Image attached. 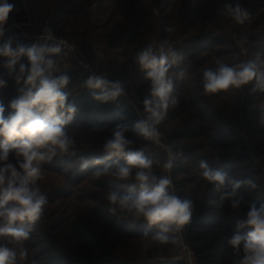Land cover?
<instances>
[{
    "label": "trees",
    "instance_id": "obj_1",
    "mask_svg": "<svg viewBox=\"0 0 264 264\" xmlns=\"http://www.w3.org/2000/svg\"><path fill=\"white\" fill-rule=\"evenodd\" d=\"M40 1L30 0V12L38 21L32 31L43 35L47 27L54 39L72 41L71 36L76 33L73 20L81 18L86 34L78 45L84 53L91 54L92 37L88 35L91 32L97 42L110 49L125 43V54L130 55L122 69L125 77L134 71L135 53L153 36L157 35L159 42H169L175 34L182 39L173 47L179 58L170 69L177 104L169 108L168 118L159 131L166 145L177 154L171 178L178 195L193 204V214L186 225L187 240L198 263L233 264L239 257L233 255L227 240L237 231V221L245 217L249 204H264V123H261L264 92L256 89L252 81L239 89L205 95L202 72L215 67L217 60L229 64L242 61L234 40L236 34L247 35L246 60L264 54V0H101L96 19L89 10L95 0H50L47 7ZM9 2L17 10L10 14L6 27L28 22L25 1ZM236 2L250 13L243 25L222 15L225 4ZM155 10L159 11L158 16ZM168 27L173 31H165ZM9 38L29 46L33 44L24 40L20 30L13 29L4 32L0 45ZM20 63H27V58L18 61L17 70ZM184 68L188 77L180 80L177 75ZM59 74L70 77L65 91L70 93L69 102L78 109L67 126L77 141L75 154L58 155L43 165L45 171L39 185L48 197V204L43 218L24 242L27 257L21 260L18 256L17 264L33 261L36 264H183L173 261L177 256L175 243L151 242L143 235L154 230L145 220L109 211L108 191L124 192L133 181L92 175L97 167H102L93 160L103 155V143L118 124L127 125L125 135L133 140V149L146 147L145 155L154 160L153 171L158 176L164 174L161 165L166 152L158 153L151 141L136 133L134 125L142 118L123 96L107 103L97 101L92 90L84 86L86 74L81 71ZM0 78L7 82L6 87L0 88V98L7 105L18 95L17 85L2 66ZM149 86L141 72L135 93L143 117V99ZM94 125L100 130L93 131ZM243 132L250 146L242 137ZM201 160L227 174L228 183L223 191H231L232 181L252 180L256 184L255 188L242 184L238 189L244 197L238 209H232L230 201L220 203L221 193L201 175ZM10 161L15 162L13 154ZM84 164L87 167L82 170ZM16 226L28 227L26 223ZM249 230L244 228L240 233L246 235ZM0 243H8V238L0 237ZM8 246L15 247L10 243Z\"/></svg>",
    "mask_w": 264,
    "mask_h": 264
},
{
    "label": "clouds",
    "instance_id": "obj_2",
    "mask_svg": "<svg viewBox=\"0 0 264 264\" xmlns=\"http://www.w3.org/2000/svg\"><path fill=\"white\" fill-rule=\"evenodd\" d=\"M14 3L0 0V37L3 36L10 14L16 11ZM222 15L237 25H243L250 17L249 11L239 2L228 3ZM167 32L173 29L168 27ZM44 40L53 41L50 29L45 27ZM63 51L61 42L33 43L30 46L9 38L0 45V66L17 85L18 95L7 105L0 98V237L8 243H0V264H17V257L24 260L28 253L24 242L30 238L32 228L43 218L47 195L41 191L39 181L44 174L43 165L58 155L75 154L76 139L69 134L67 126L77 112L75 103L69 102L70 93L65 91L70 82L67 74H59V65L54 58ZM264 54L254 59L226 63L216 61L215 67L202 72V87L205 95H213L230 88L239 89L255 81V88L264 92ZM22 57L27 63L16 65ZM178 54L168 41L156 45L148 44L134 55V63L144 72L150 82L148 95L143 99L144 117L134 125L136 133L146 141L159 144V126L168 118L170 107L177 104L174 81L170 69ZM188 77L187 68L181 69L177 78ZM0 78V88L6 87ZM92 90V96L100 102L116 101L125 95L121 80H109L105 74H92L84 81ZM264 123V116L261 117ZM94 125L93 131H99ZM127 125H116L112 134L103 143V155L93 163L101 165L92 173L94 178L114 177L120 181H133L127 190H109L106 199L112 214H121L134 220L143 219L154 230L143 234L151 242L175 243L174 234L190 223L193 214L192 201L181 198L174 190L171 172L177 154L168 148L167 159L161 167L165 174L156 175L154 160L145 155L146 147L133 149V140L126 137ZM13 154L15 162L10 161ZM121 158L123 163H121ZM87 165H82V170ZM204 180L221 193L220 203L230 201L232 209L240 207L244 200L238 193L242 184L252 188V180L232 181L231 191H223L228 183L225 172L209 166L207 161L199 163ZM215 203V201H210ZM28 227H17V224ZM237 231L227 240L233 255L239 257L233 264H264V204L251 203L245 217L236 224ZM250 229L246 235L241 229ZM147 247V244H145ZM32 264H36L33 261Z\"/></svg>",
    "mask_w": 264,
    "mask_h": 264
},
{
    "label": "rangeland",
    "instance_id": "obj_3",
    "mask_svg": "<svg viewBox=\"0 0 264 264\" xmlns=\"http://www.w3.org/2000/svg\"><path fill=\"white\" fill-rule=\"evenodd\" d=\"M26 3V9L29 12V21L28 22H23L20 24H12L9 25L5 28V31L8 30H13V29H18L21 31V36L24 38V40H27L28 42H32V43H37V44H43V43H53V41H45L44 40V34H40V33H36L35 31H32L35 28V24L38 23V21L34 19L32 12H30V0H24ZM42 1V2H41ZM39 3L41 5H45V7H47L50 2V0H41ZM45 3V4H43ZM102 1L101 0H95L93 1L92 4H90L89 6V10L90 13L92 14L93 18L96 19V13L99 9V6L101 5ZM113 8V6H111ZM156 16L159 15V11L155 10L154 13ZM92 18V19H93ZM80 20V21H79ZM73 28H75L76 33L73 34L72 37V41H67V40H57V41H64L65 43H68L69 45H71L75 51H76V55H69L66 56L63 53H60L57 56V63L59 65L60 68V72H77V71H81L84 74H86L87 76L92 75V74H105L106 77L109 80H121L124 84L125 90L128 94V98L124 99L126 100V102L130 105L131 103H133L134 105L132 106V104L130 105L135 112L141 117L143 118V114L141 111V104L136 96L135 90H136V85L138 84V80L139 77L141 75V72L138 68V66L136 65L134 68V71L132 72V74L130 75V77H125L122 74V69L123 66L125 65V63L128 61L129 56H126L125 51H126V46L125 43H121L120 45H118L117 47H115L114 49H110L107 46H104L102 43L97 42L98 40L94 39L95 36L93 34V32H91L89 35V37H92L90 39V52L89 53H84L81 48L79 47L78 43L80 41H82L84 39V36L86 34L83 33V29L85 30L86 27L84 26L83 21H81V18H76L75 20H73ZM82 28V32L81 29ZM80 31V32H79ZM100 33V32H99ZM82 36V37H79ZM158 36L155 35L152 37V39L150 40V42L148 44H153L154 41L158 42ZM235 40V44L237 47H239L240 50V59L246 60L247 57V35L246 34H236V36L234 37ZM182 41V39H180L178 37L177 34H175L171 41H169V43L171 44L172 47L180 44V42ZM146 44V45H148ZM146 45H142L141 48L145 47ZM140 48V49H141ZM242 137L244 138V140H246V143L248 146L249 145V139L246 136L245 132L242 133ZM156 150L158 151V153H162V152H166V158L167 159V148H169L165 141H164V137L161 134V141L160 143L154 144ZM164 159V160H165ZM258 163H260L261 160H257ZM164 173V171H163ZM165 174V173H164ZM263 179H264V170H263V175H262ZM181 179V178H180ZM173 185H174V181H173ZM174 190L175 192L178 194V191L175 188L174 185ZM218 205V204H215ZM189 242V241H188ZM191 245V244H190Z\"/></svg>",
    "mask_w": 264,
    "mask_h": 264
},
{
    "label": "built area",
    "instance_id": "obj_4",
    "mask_svg": "<svg viewBox=\"0 0 264 264\" xmlns=\"http://www.w3.org/2000/svg\"><path fill=\"white\" fill-rule=\"evenodd\" d=\"M53 41L61 42V45L63 48V51L61 53H63L64 55L66 56L76 55L75 49L68 43H65L64 41H57V40H53ZM156 44H158V42L154 41L153 45H156ZM128 94L129 93H127L125 90V95L123 96H125V98H128ZM131 104L132 106L134 105L133 103ZM174 238H175V245L177 247V256L173 259V261L183 263V264H199L197 261L196 254L192 246L187 240L186 225L183 227V229L180 232L174 234Z\"/></svg>",
    "mask_w": 264,
    "mask_h": 264
}]
</instances>
